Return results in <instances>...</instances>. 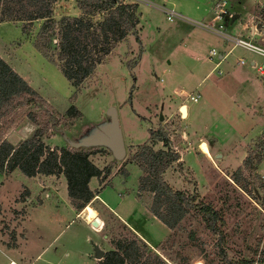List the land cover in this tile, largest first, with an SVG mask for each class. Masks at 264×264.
<instances>
[{
  "label": "rangeland",
  "instance_id": "obj_1",
  "mask_svg": "<svg viewBox=\"0 0 264 264\" xmlns=\"http://www.w3.org/2000/svg\"><path fill=\"white\" fill-rule=\"evenodd\" d=\"M117 1L137 5L135 33L139 41L134 40L133 34H127L77 87L64 78L56 62L34 46L33 39L41 21L25 25V30L18 21L0 22V58L20 77L23 76L24 79L21 78L36 95L46 102L43 104L41 99L35 98L33 102L18 105L1 118L0 138L6 136L7 141L16 144L36 129H42L41 140L50 149L73 148L68 142H76L91 129L103 126L108 120L107 109L114 107L125 154L116 160L106 146L83 147L90 152L88 159L95 166L109 170L102 178H91L89 184L91 187H95L96 183L98 186L105 185L99 193L100 197L114 208L119 203L121 209L130 214L123 217L137 229L153 239L163 235L154 249L145 244L147 250L155 253L165 264L264 263V75L248 70L235 61L237 56L246 60L251 56L256 63L262 64L261 58L241 48H234L229 62L220 64L222 74L218 75L217 70L212 71L200 82L205 71L214 63L212 58H207L208 50L212 47L217 52L219 47H230L231 42L187 20L169 21L163 9L173 8L185 17L199 21L202 19L199 12L206 7L207 0H195L196 4L192 0ZM229 1L239 13L248 10L258 19H264V0ZM216 5L219 7L218 3L213 4L214 7ZM185 6L189 7L190 12L180 8ZM62 15H80L74 0L54 1L52 17L56 20ZM240 15L236 14V18ZM232 16L234 14H230V21ZM99 18L95 16L93 20ZM228 18L221 23L224 31L230 27ZM260 22L255 23L258 33L254 38L255 43L264 47V31H261ZM244 37L249 36L246 34ZM227 69H230L229 73L225 72ZM238 71L243 72L240 75L241 80L245 81L246 91L250 96L256 95V102L248 104V108L255 110L261 107L257 111L262 115L263 122L255 133L248 139L246 136L237 139L235 133L229 131V120L221 114L218 123L213 122L217 134L212 130L210 133L201 130L193 133V139L189 134L184 135L186 125L190 123L179 111L182 104L178 106V111L175 110L179 101L173 89L182 88L187 93H193L191 89L200 82L201 97H204V90L213 100L221 99L226 107L235 89L228 77L230 74L239 81L236 78ZM242 97H246V94ZM23 100L22 97L20 101ZM191 103L186 102L188 107ZM71 104L77 112L67 115L66 110ZM251 122L245 117L239 121V128L246 132ZM51 123H54L53 127ZM149 130L153 133L156 130L164 132L168 146L178 152L179 158L180 155L184 158L181 162L179 158L172 162L162 179L172 190H180L193 197L192 206L181 219L179 227L172 230L149 215L152 194L147 190H137L138 179L143 172L129 161L142 143L153 150L166 149L167 146L160 141H149ZM195 139L200 140L198 145L194 143ZM204 141L213 142L216 148L209 153ZM17 179L7 182V194L12 195L16 191ZM62 183H65L64 178ZM65 194L64 185L61 193H58L59 202H65ZM91 200L82 209L87 222L96 216ZM203 204L216 210L222 220L216 221L223 234L221 242L205 227L199 210ZM59 206L62 208L63 204ZM39 214L45 216L43 212ZM36 216L38 218V214ZM102 219L106 237L115 240L128 236L118 225L120 221L113 220L108 213ZM70 224L52 240L43 261L35 264H96L95 250L107 249L108 243L100 234L97 237L81 220L74 219ZM52 233L57 234L58 227L45 230L39 244L43 242V245H47Z\"/></svg>",
  "mask_w": 264,
  "mask_h": 264
},
{
  "label": "trees",
  "instance_id": "obj_2",
  "mask_svg": "<svg viewBox=\"0 0 264 264\" xmlns=\"http://www.w3.org/2000/svg\"><path fill=\"white\" fill-rule=\"evenodd\" d=\"M55 0H0V22L18 21L25 25L39 20L41 24L34 36V46L46 57L57 63L64 78L74 87L86 79L112 50L114 45L127 34H133L139 41L135 28L138 14L135 3L117 0H74L80 15L52 17ZM100 16L98 20H93ZM35 96V97H34ZM24 98L23 101H20ZM35 98L46 102L0 58V119L12 112L18 105L33 102ZM77 112L71 104L67 115ZM47 114L48 111H46ZM52 127L54 123H51ZM42 129H36L30 136L16 144L0 141V173L17 169L25 176L36 174H62L66 184L67 197L74 209L80 211L93 197L88 187L92 177L102 178L109 170L99 169L89 159L90 152L83 147L49 148L43 143ZM149 141L157 140L166 149L153 150L148 144L137 146L129 161L143 172L138 179L137 190L152 194L149 212L168 229L179 227V223L193 197L180 190H172L162 179L167 167L179 156L168 146V138L161 130L148 131ZM259 161V157L257 158ZM205 227L221 242L223 234L217 226L218 213L210 205L199 207ZM113 249L102 252L96 264H165L155 253L148 251L145 243L134 236L113 240ZM233 264H250L240 261ZM257 264H264L259 262Z\"/></svg>",
  "mask_w": 264,
  "mask_h": 264
},
{
  "label": "crops",
  "instance_id": "obj_3",
  "mask_svg": "<svg viewBox=\"0 0 264 264\" xmlns=\"http://www.w3.org/2000/svg\"><path fill=\"white\" fill-rule=\"evenodd\" d=\"M192 2L193 4H196L195 0H192ZM216 3L219 4V7H217V5L216 7L213 6V4ZM205 6L206 7L204 8L202 7L203 9L200 10L199 15L201 16L202 20L209 21L210 23L215 25H221V23L225 21V18L228 17L227 15L229 14L242 15H240L234 20L232 27L228 29L229 33L241 35L242 32L249 26L248 19H246L243 15L246 12H252L248 10H243L242 13H239L238 10L233 9L234 4L231 3L229 0H207ZM235 6L241 5L235 4ZM180 8H184V11L190 12L188 6ZM194 8L197 9V5H195ZM219 9L226 10L228 14L221 15V19L212 20V18L215 17V15L219 12ZM249 38L250 40L255 42L254 35H250ZM234 48L239 47L227 46L223 48L219 47L218 49H216L218 56H224L222 59H219V57H212L214 63L212 64V67L205 71L203 78H201L200 82L206 77H208L212 71L217 70L219 73L218 75L222 74L223 71L220 69V64H222L223 62H229L230 57H232ZM210 49L213 48L211 47ZM242 51L250 55H255L246 49H242ZM208 52L207 58L209 56ZM241 57L242 56H237L235 58V61L237 60V58ZM248 58L249 59H245V62L241 65H244L248 70L258 72L254 66H250L248 63L251 60L255 61V59L251 56ZM216 61L218 63L217 66L214 65ZM262 64L264 67L263 62ZM229 71L230 69H227L225 72L229 73ZM238 72L239 74L236 78L240 79L239 81L229 74L228 78L233 81L235 89L231 99L228 98V104L226 105V107L223 106L221 99L220 101L213 100L212 98H210V95H208L207 92L204 90V97H201V93L199 91L200 82L194 85L191 91L197 92L198 96H200L198 97V100L196 102L191 103L190 107H188L187 104H184L186 106V113L184 115V119L188 123H190V125H186L184 135L189 134L190 139H193L194 132L199 133V131L201 130L208 131L209 133L211 132L210 130L214 132V129L216 130V126L215 124H213V122L218 123V120H220L219 116L221 114H223V116L227 118V121L229 120L231 124L230 126L228 125L227 121L223 120V122L228 125L229 131H233V133H235L237 139L241 136H246V139H248L250 135L255 133V129H257L263 122V117L260 112H258L261 107H256L255 110L253 108H248V104H253V101H255L256 95H249V93L246 91V86H244L245 81L241 80L242 75L240 74L243 72ZM21 77L23 78V76ZM244 94H246V97H242ZM179 105L180 103L178 102L175 108L176 111H178ZM245 117H248L250 120H252V122L250 123L252 125L248 127V130L246 132H243L239 128V121H242L243 119H245ZM214 133L217 134V132ZM201 135L203 136L204 134ZM0 139L6 140L7 138L6 136H3ZM198 140H194V143L197 145L200 142V140ZM204 142L208 147L209 153L212 149L216 148L213 142ZM202 155L205 154L202 153ZM183 160V155H180L179 162ZM14 178H18V187L15 191L16 193L14 192L12 195H10L6 193L5 185L7 184V182ZM63 178L64 177L62 174H36L35 176L28 177L20 173V171H18L17 169H14L7 173H0V264H35L39 261H43V256L48 250V246H50L52 240H54L59 235V233L63 231V229H66V227L71 225L70 223L74 219L81 220L84 225H86L93 233H95L96 235L100 234L99 236L108 243L107 249L101 248L102 252L113 249L114 239L106 237V234L104 233L105 223L102 219V216L104 218L106 213H108L110 217L112 216L113 220L120 221L118 225L120 226V228H122V232H124L125 230L128 233V236H134L137 239H140L153 249L158 246L163 235L160 238L158 237L156 239H153L147 233L140 231L135 226L130 224L127 221V218L123 217L128 216L130 214L124 209H121L119 203L116 204V209L114 207H111V205H109V203L105 199H102L99 193H101L105 185L98 186L96 183L95 187H91L89 184L91 178L88 182V187L94 194L91 200V204L93 203L92 207L96 211V220L95 224L85 221L82 215V209L80 211H77L72 207L67 197V192L64 196L65 202H59L60 199L58 193H61L62 187L64 188V185L66 190V184L62 183ZM92 178L96 179V177ZM27 181H29V184L27 183ZM60 204H63L62 208L61 206H59ZM42 212L45 216L39 214ZM37 214L38 218L36 216ZM147 217L155 219L153 216ZM61 223L62 225L60 227L59 224ZM30 226H32L35 230L31 229L32 227L30 228ZM54 227H58V233H52V235L49 237V239H52H50V242L47 245H43V242L39 244L40 237H43L45 230H53Z\"/></svg>",
  "mask_w": 264,
  "mask_h": 264
},
{
  "label": "built area",
  "instance_id": "obj_4",
  "mask_svg": "<svg viewBox=\"0 0 264 264\" xmlns=\"http://www.w3.org/2000/svg\"><path fill=\"white\" fill-rule=\"evenodd\" d=\"M258 1V0H257ZM263 5V4H262ZM263 7V6H261ZM163 13L165 14V17L167 20L171 21L172 19H180V20H187L188 22H190L191 24L195 25L196 27H201L204 29H207L209 31H211V33H213L214 35L222 38L225 41L231 42V46L232 47H239L242 49H246L250 52H252L253 54H255L256 56L260 57L262 62L264 63V47H262L261 45L255 43L254 41L250 40L249 37H244V35L248 34V36L250 35H255L256 33H258L256 27H255V23H259L260 22V26H261V31H264V19H258L255 15H253L252 13L250 14V19H248L249 22V26L247 29H245L242 34L240 36H232L231 34H229V28L232 27L233 22L230 23V14L227 15L228 18V23L230 24V27L228 29H226L225 31L223 30V26L221 25H215L210 23L209 21H205V20H199V21H195L192 20L191 18L185 17L183 15H181L180 13L176 12L173 8H164L163 9ZM223 14H227L226 10H221L219 9V12L215 15V17L212 18L213 19H221V15ZM242 16V15H241ZM244 16V15H243ZM239 17V16H238ZM259 20V21H258ZM229 52V51H228ZM208 59L211 60L212 57L214 58H218L219 59L223 58L224 55L222 56H218V53L214 50V49H210L208 52ZM245 62L244 58H237L236 63L238 64H243ZM250 66H254L257 71L259 72V74H264V67L263 64H257L254 60H251L248 62ZM217 61L215 62V66H217ZM173 92L176 94L177 99L179 101L180 104H186L187 101L190 102H196L198 100V93L197 92H193V93H187L185 92L182 88L173 89ZM179 114V112H178Z\"/></svg>",
  "mask_w": 264,
  "mask_h": 264
},
{
  "label": "water",
  "instance_id": "obj_5",
  "mask_svg": "<svg viewBox=\"0 0 264 264\" xmlns=\"http://www.w3.org/2000/svg\"><path fill=\"white\" fill-rule=\"evenodd\" d=\"M244 17L246 19H250V14L245 13ZM234 18H236V15L231 17V21ZM181 107H183V105L180 106V108ZM106 114L108 120L103 126L91 129V131L86 136L81 137L76 142L69 141L68 144L73 148L103 145L110 150L111 155L114 159L120 160L121 158H123L125 149L123 146V140L114 107H109L106 111ZM95 220L96 219L94 218L91 223L95 224ZM101 254L102 251L97 249L95 250V258L99 259L101 257Z\"/></svg>",
  "mask_w": 264,
  "mask_h": 264
},
{
  "label": "bare ground",
  "instance_id": "obj_6",
  "mask_svg": "<svg viewBox=\"0 0 264 264\" xmlns=\"http://www.w3.org/2000/svg\"><path fill=\"white\" fill-rule=\"evenodd\" d=\"M229 34H231L232 36H240V35H235V34H233V33H229ZM182 106V105H181ZM180 111L182 112V116H184L185 115V113H186V106L183 104V107H181L180 108ZM198 264H201V263H198Z\"/></svg>",
  "mask_w": 264,
  "mask_h": 264
}]
</instances>
